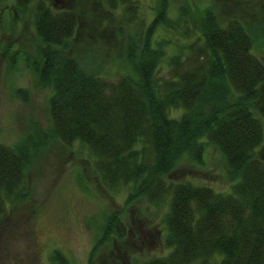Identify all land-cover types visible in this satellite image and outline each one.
<instances>
[{"label": "trees", "instance_id": "obj_1", "mask_svg": "<svg viewBox=\"0 0 264 264\" xmlns=\"http://www.w3.org/2000/svg\"><path fill=\"white\" fill-rule=\"evenodd\" d=\"M133 1L105 3L129 10L136 8ZM32 2L16 0L15 8L23 12ZM33 10L42 43L35 72L52 89L51 136L66 145L84 144L105 186H128L125 204L160 208L166 200L157 238L168 254L133 264H264V157L258 155L264 129L252 109L264 82V63L253 53L246 27L237 19L220 22L206 12L194 40L170 56L169 76L157 79L162 45L168 42L154 46L151 34L159 24L175 27L180 21L167 20L163 9L141 45L130 49L126 61L131 73L112 80L66 54L77 22L72 11L54 12L43 0ZM172 109L181 114L171 116ZM46 135L39 139L44 144ZM31 139L14 147L0 143V214L25 181L28 156L37 145ZM206 145L225 160L232 182L227 191L190 181L166 182L180 159L200 161ZM126 231L113 214L104 237L124 242Z\"/></svg>", "mask_w": 264, "mask_h": 264}, {"label": "rangeland", "instance_id": "obj_2", "mask_svg": "<svg viewBox=\"0 0 264 264\" xmlns=\"http://www.w3.org/2000/svg\"><path fill=\"white\" fill-rule=\"evenodd\" d=\"M37 1L21 12L15 8L16 0H0V143L14 147L27 137L37 143L28 156L24 183L15 200H6L0 214V264H133L168 254L157 238L166 200L160 208L125 204L128 186H105L84 144L66 145L51 136L52 89L39 82L34 65L41 62L42 44L33 24ZM43 1L54 12L68 10L76 15L66 54L89 72L112 80L131 73L126 57L163 9L167 20L180 21L175 27L159 24L151 34L154 46L161 40L168 42L162 45L165 53L157 79L169 76L170 56L194 40L208 11L220 22L240 21L250 32L253 53L264 63V0H134L136 8L129 10L121 5L110 8L105 0ZM252 109L264 129V82ZM180 114L179 109L170 112L174 117ZM45 133L49 140L44 144L39 139ZM258 150L264 157V143ZM178 162L165 177L167 183L190 181L218 192L232 184L225 160L211 145L205 146L200 161L184 157ZM113 214L127 228L124 242L104 237Z\"/></svg>", "mask_w": 264, "mask_h": 264}]
</instances>
